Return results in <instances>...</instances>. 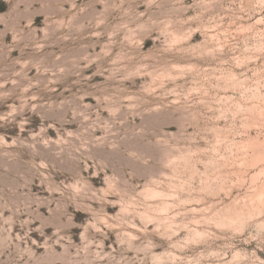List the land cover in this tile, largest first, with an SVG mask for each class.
Returning <instances> with one entry per match:
<instances>
[{
    "label": "rangeland",
    "instance_id": "374dc122",
    "mask_svg": "<svg viewBox=\"0 0 264 264\" xmlns=\"http://www.w3.org/2000/svg\"><path fill=\"white\" fill-rule=\"evenodd\" d=\"M0 264H264V0H0Z\"/></svg>",
    "mask_w": 264,
    "mask_h": 264
}]
</instances>
